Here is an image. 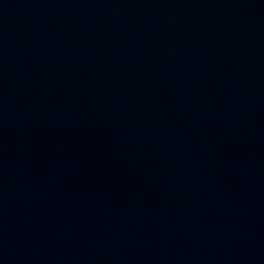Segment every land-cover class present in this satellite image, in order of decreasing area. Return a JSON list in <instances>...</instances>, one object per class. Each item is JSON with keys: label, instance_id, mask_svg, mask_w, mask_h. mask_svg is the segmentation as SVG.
<instances>
[{"label": "water", "instance_id": "1", "mask_svg": "<svg viewBox=\"0 0 264 264\" xmlns=\"http://www.w3.org/2000/svg\"><path fill=\"white\" fill-rule=\"evenodd\" d=\"M264 213V0H0V264H217Z\"/></svg>", "mask_w": 264, "mask_h": 264}]
</instances>
